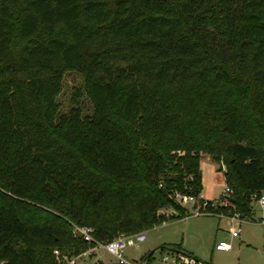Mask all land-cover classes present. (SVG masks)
<instances>
[{
	"label": "trees",
	"instance_id": "16d2710c",
	"mask_svg": "<svg viewBox=\"0 0 264 264\" xmlns=\"http://www.w3.org/2000/svg\"><path fill=\"white\" fill-rule=\"evenodd\" d=\"M70 71L82 90L64 107ZM201 154L231 188L214 210L253 219L264 0H0V264L185 215L175 194L199 199Z\"/></svg>",
	"mask_w": 264,
	"mask_h": 264
},
{
	"label": "rangeland",
	"instance_id": "374dc122",
	"mask_svg": "<svg viewBox=\"0 0 264 264\" xmlns=\"http://www.w3.org/2000/svg\"><path fill=\"white\" fill-rule=\"evenodd\" d=\"M64 91L60 99L65 106L69 105L71 93L82 90L81 77L75 72H67L64 76ZM85 103V101H84ZM201 194L204 199L217 201L225 186L223 171L220 164L207 154H201ZM210 203V202H208ZM186 208L185 215L167 217L164 223H159L147 229V239L136 245L127 246L122 251V257L129 262L139 263L141 258L153 247L175 244L179 249L197 256L207 264H264V218L256 203L253 219L232 220L230 217L216 214L213 209L204 208L198 212L192 203L181 204ZM171 212V208L167 210ZM222 212V211H219ZM236 235L232 236L231 231ZM220 240L229 242L226 250L215 249ZM164 249H157L151 255V260L158 263ZM57 264H64L61 258ZM74 264H123L113 253L100 245H95L75 259Z\"/></svg>",
	"mask_w": 264,
	"mask_h": 264
},
{
	"label": "built area",
	"instance_id": "2783aa9c",
	"mask_svg": "<svg viewBox=\"0 0 264 264\" xmlns=\"http://www.w3.org/2000/svg\"><path fill=\"white\" fill-rule=\"evenodd\" d=\"M230 193H231V188L229 187V185L225 184L224 189L220 193L218 200L214 202L204 199L201 193L199 194V199L190 193H176L175 195H176V199L181 204L196 203V206L194 208H196L198 212H205L204 208L211 207L213 208L211 212L214 211L216 214L224 215L225 214L224 212H218V211H215L214 209L217 207V205H223V206L229 205ZM253 198H254L253 202L258 205L261 211V214H262L261 218H264V191L260 192L259 194H253ZM169 212L167 211V213ZM225 215L230 217V219L232 220L236 219L240 221V220L246 219L237 211L231 214L226 213ZM164 222L165 220H163L161 223H164ZM92 231H93L92 227L87 226V225L73 224V227H72V232H74L75 234L81 235L87 241L94 240ZM231 235L235 236L236 231L232 230ZM145 239H147V229H142V230H138V231H134L130 233H120L107 241H96V240L94 241L96 242L95 245L98 244L104 247L107 251L116 255L119 258L120 262L123 264H199L191 256V254L179 248H177L176 250L164 249L159 256L158 263L152 261L151 259H149V257H146V256H143L139 263L129 262L122 257V251L127 246L136 245L139 242L144 241ZM94 246H90L86 250L74 256H68L67 254L61 253L56 248L53 250V252L58 258H61L65 264H74L75 259L77 257H80L81 255L87 252H91ZM214 247L215 249H218V250H224V249L230 248V244L229 242H226L225 240H220L217 243H215Z\"/></svg>",
	"mask_w": 264,
	"mask_h": 264
},
{
	"label": "water",
	"instance_id": "95a60500",
	"mask_svg": "<svg viewBox=\"0 0 264 264\" xmlns=\"http://www.w3.org/2000/svg\"><path fill=\"white\" fill-rule=\"evenodd\" d=\"M196 206V203H193V207ZM157 249H170V250H176L177 248H174V247H170V246H167V245H158V246H155L153 247L151 250H149L147 253H146V257H149L155 250ZM199 264H203V261L201 259H199L197 256L195 255H191Z\"/></svg>",
	"mask_w": 264,
	"mask_h": 264
},
{
	"label": "crops",
	"instance_id": "0c3cea01",
	"mask_svg": "<svg viewBox=\"0 0 264 264\" xmlns=\"http://www.w3.org/2000/svg\"><path fill=\"white\" fill-rule=\"evenodd\" d=\"M222 170V169H221ZM192 205H193V203H192ZM224 250H226V249H224Z\"/></svg>",
	"mask_w": 264,
	"mask_h": 264
}]
</instances>
